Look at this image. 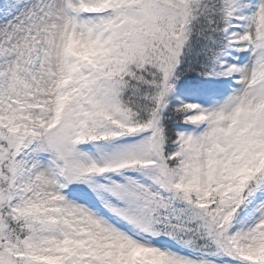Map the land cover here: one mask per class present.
I'll return each mask as SVG.
<instances>
[{
    "label": "snow or ice",
    "instance_id": "obj_1",
    "mask_svg": "<svg viewBox=\"0 0 264 264\" xmlns=\"http://www.w3.org/2000/svg\"><path fill=\"white\" fill-rule=\"evenodd\" d=\"M0 264H264V0H0Z\"/></svg>",
    "mask_w": 264,
    "mask_h": 264
}]
</instances>
